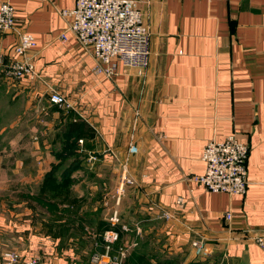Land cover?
Listing matches in <instances>:
<instances>
[{
    "label": "crops",
    "instance_id": "0c3cea01",
    "mask_svg": "<svg viewBox=\"0 0 264 264\" xmlns=\"http://www.w3.org/2000/svg\"><path fill=\"white\" fill-rule=\"evenodd\" d=\"M136 1L151 31L142 80L134 68L112 76L93 69V49L77 41L61 14L75 0H0L14 7L18 27L36 40L29 51L33 81L14 82L0 70V135L14 129L15 101L24 99L19 112L41 118L29 140L48 149L36 190L25 200L42 191L54 164L57 179H70L61 190L66 197L46 196L48 205L37 207L44 215L37 233L28 232L19 249L43 264H91L116 211L117 228L127 227L117 243L134 244L135 261L264 264V0ZM16 40V32H0L5 61ZM49 88L73 105L69 112L49 104ZM231 134L249 147L247 190L209 192L191 177L204 171V144ZM67 138L73 153L55 150ZM88 152L98 154L94 165L86 162ZM123 165L133 183L120 191ZM199 238L209 254L195 257L191 242Z\"/></svg>",
    "mask_w": 264,
    "mask_h": 264
},
{
    "label": "built area",
    "instance_id": "2783aa9c",
    "mask_svg": "<svg viewBox=\"0 0 264 264\" xmlns=\"http://www.w3.org/2000/svg\"><path fill=\"white\" fill-rule=\"evenodd\" d=\"M63 16L70 19L69 30L77 41L93 49L97 62L94 70L105 76L118 74L119 68H134L141 80L150 56L149 41L151 31L146 23L143 12L136 0H75V6L61 11ZM14 31L17 40L12 47V59L5 61L0 54V70L6 78L14 82L21 80L33 81L36 75L34 62L29 51L36 46L34 36L18 27L15 9L9 2H0V32ZM61 39L66 40L65 34ZM48 102L58 109L69 110L73 105L65 96L54 88H49ZM82 142L81 139L78 140ZM249 147L233 134L222 140H208L201 152V160L205 164L203 173L192 176L205 190L230 195H242L247 190L246 159ZM106 153L108 150L106 149ZM98 160V154L88 152L86 162L93 164ZM125 165L122 166L118 189L123 190L126 183L133 181L126 175ZM179 206L182 198L176 199ZM162 217H172L167 211ZM227 220L230 212L225 213ZM108 227L100 234L101 250L91 254V264H124L130 249L134 244L117 243L120 233L127 230L122 225L117 228L119 216L116 211L108 217ZM260 246L263 238L257 237ZM191 248L195 257L209 254L207 243L203 238L193 240ZM0 264H43L39 255L25 256L21 251L8 249L1 253ZM218 264H227L224 260Z\"/></svg>",
    "mask_w": 264,
    "mask_h": 264
},
{
    "label": "rangeland",
    "instance_id": "374dc122",
    "mask_svg": "<svg viewBox=\"0 0 264 264\" xmlns=\"http://www.w3.org/2000/svg\"><path fill=\"white\" fill-rule=\"evenodd\" d=\"M23 100L15 101L14 120H18V123L8 133L11 138L9 137L7 141L8 136L2 138L0 135V255L8 249L20 250L21 244L27 243L24 241L27 233L30 231L37 233L38 223L44 216L42 209L25 200L24 196L26 193L31 195L35 192L38 183L36 175L38 166L40 167L39 161L40 163L43 161L48 149L41 142H30L28 135L38 133L41 118L34 111L26 115L19 112ZM2 104L3 102H0V105ZM13 113L9 110V115L12 116ZM29 123L32 125L30 126ZM23 134H25L26 141L20 139ZM60 147L63 148V145L54 146L55 150H59ZM15 157L17 160L25 158V160L22 159V165L14 162ZM149 254L151 256L153 252ZM162 260L165 258H160L159 261ZM169 262L180 264L177 259H170Z\"/></svg>",
    "mask_w": 264,
    "mask_h": 264
},
{
    "label": "trees",
    "instance_id": "16d2710c",
    "mask_svg": "<svg viewBox=\"0 0 264 264\" xmlns=\"http://www.w3.org/2000/svg\"><path fill=\"white\" fill-rule=\"evenodd\" d=\"M66 135L68 137L73 136V134L71 132H68V130L66 132ZM77 137L78 136H75V139H77ZM73 148L74 147L72 145L71 140L67 138L65 145H63L62 151H66L68 154H70L71 152L73 153ZM60 163L61 162H59V164ZM63 163L64 161H62V164ZM58 167H59L58 165L54 164L51 170L44 176L42 186H41L42 191L40 189L36 194H33L32 196L27 197L29 201L33 203L35 207H41V206L44 207L45 205H48L49 202L46 196L56 197L57 195L60 194L66 197V194H64V192H61V190L67 189V186H69V183H70V179L67 176L57 179V176L55 175V171ZM44 190H48V191H44ZM125 261H126L125 264H143V263L148 264V262H146L144 260V257L142 256L141 258H138L137 261H135L133 259V255L131 252L126 257Z\"/></svg>",
    "mask_w": 264,
    "mask_h": 264
}]
</instances>
